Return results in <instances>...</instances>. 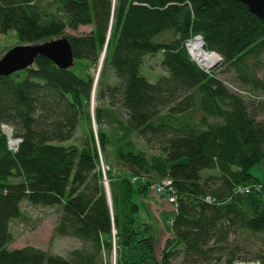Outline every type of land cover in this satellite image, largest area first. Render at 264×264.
<instances>
[{"label": "trees", "instance_id": "obj_1", "mask_svg": "<svg viewBox=\"0 0 264 264\" xmlns=\"http://www.w3.org/2000/svg\"><path fill=\"white\" fill-rule=\"evenodd\" d=\"M79 26L90 30L66 34ZM9 30L18 43L67 37L74 64L38 57L0 75V126L21 139L12 153L0 129V264H109L113 237L115 264L264 258L251 173L264 161V19L238 0H0V33ZM196 34L247 97L191 59L184 44ZM157 55L163 74L150 81L142 68ZM81 120L80 143L64 145ZM111 155L110 207L100 164ZM165 178L175 202L157 248L139 213ZM24 203L54 208L53 235L80 245L65 255L9 248Z\"/></svg>", "mask_w": 264, "mask_h": 264}, {"label": "rangeland", "instance_id": "obj_2", "mask_svg": "<svg viewBox=\"0 0 264 264\" xmlns=\"http://www.w3.org/2000/svg\"><path fill=\"white\" fill-rule=\"evenodd\" d=\"M89 30L90 26H79L78 29H76L75 31L66 29L65 32L67 35H73L87 33ZM17 44L19 43L17 41L14 30H9L6 33H0V57L6 52V50ZM191 53V51L188 52L191 59L195 61V58L192 56ZM159 61V55L146 58L144 66L142 68V72L148 80L155 81L159 75L163 74L159 67ZM219 65L220 63L218 64L216 61L211 67L202 66V68L208 73L215 74L233 92H238L243 97H247L246 93L241 91L243 88L236 83L234 75L231 72L223 70L225 68ZM91 72H93V74L95 75L97 74V71L92 68ZM91 127L92 130L96 131V125L94 129L93 121L91 122ZM85 129L86 125L81 120L74 138L65 141L63 144H79L82 139V135L85 132ZM105 130H108L107 127L105 128ZM108 166H110L114 172H118L119 170V167L114 162V158L112 155L107 158V161L103 160L100 164V169L103 173V176L105 177L107 185L108 179L106 178L105 172L108 170ZM209 173L210 170H203L201 172V175L205 176ZM142 203L143 206H141L139 220L149 226L151 225L153 234L155 236V244L157 248H159L164 241L165 235L168 234L167 228L170 225V219L169 217L167 218L164 213L172 211L174 206L172 203H169L167 201L165 195L158 194L152 187L149 188L147 195L143 197ZM22 209L25 213L26 218L22 221L18 220L12 223L13 241L9 244V248H20L26 245H31L50 253L65 255L68 251L80 245V241L76 238L59 237L53 235V227L57 219L54 208L30 207L24 203L22 205ZM114 234L115 232H113L112 235L114 236ZM114 241L115 239L113 237V250L110 256L109 264H115ZM173 264H178V261H175Z\"/></svg>", "mask_w": 264, "mask_h": 264}, {"label": "water", "instance_id": "obj_3", "mask_svg": "<svg viewBox=\"0 0 264 264\" xmlns=\"http://www.w3.org/2000/svg\"><path fill=\"white\" fill-rule=\"evenodd\" d=\"M248 6L251 12L259 18L264 19V0H238ZM38 57L49 59L59 69L66 70L73 66L74 56L69 39L60 36L50 40L37 43H19L12 46L0 57V75H10L14 72L24 70L33 65ZM104 53L101 55L97 69L96 79L101 67ZM94 101V98L92 99ZM93 127L95 125L93 122ZM103 176L104 190L107 201L111 207L110 192L107 182ZM113 232H115L113 230Z\"/></svg>", "mask_w": 264, "mask_h": 264}, {"label": "built area", "instance_id": "obj_4", "mask_svg": "<svg viewBox=\"0 0 264 264\" xmlns=\"http://www.w3.org/2000/svg\"><path fill=\"white\" fill-rule=\"evenodd\" d=\"M192 41L199 43V47H200L201 51L208 53V54H214L215 56H217V63L218 64L220 63L221 57L219 55H217L214 52L204 51L202 49L203 39H202L200 34L194 35L193 37H191L190 39H188L185 42L184 45H185L187 52L191 51L190 45H191ZM195 62L201 68H202V66L204 67V65L201 64V62H199L198 60L195 59ZM0 129L6 138L7 149L12 153L16 152L21 139L19 137L14 136L13 128L8 124H1ZM133 180H135V178H133ZM252 187L254 190L258 191L264 199V188H262V185L258 183ZM252 187L251 186L239 187L238 190L240 192L249 193V191L252 190ZM152 188L158 194L165 195L166 199L169 203L173 204L175 202L174 192L171 189V181L168 178L163 179L160 183L154 184L152 186ZM231 264H264V258H262V259L261 258H259V259H235L232 261Z\"/></svg>", "mask_w": 264, "mask_h": 264}, {"label": "bare ground", "instance_id": "obj_5", "mask_svg": "<svg viewBox=\"0 0 264 264\" xmlns=\"http://www.w3.org/2000/svg\"><path fill=\"white\" fill-rule=\"evenodd\" d=\"M190 47H191L192 56L196 60L201 62V64H203L204 67H211L217 61V56H215L214 54H208L201 51L199 47V43L192 41Z\"/></svg>", "mask_w": 264, "mask_h": 264}, {"label": "crops", "instance_id": "obj_6", "mask_svg": "<svg viewBox=\"0 0 264 264\" xmlns=\"http://www.w3.org/2000/svg\"><path fill=\"white\" fill-rule=\"evenodd\" d=\"M251 173L252 175L258 179V182L261 183L262 185H264V161L260 162L258 165H256L255 167H253L251 169ZM171 211L165 212L164 214L167 216V218L171 217ZM168 234L165 235V237H167ZM164 237V238H165Z\"/></svg>", "mask_w": 264, "mask_h": 264}]
</instances>
